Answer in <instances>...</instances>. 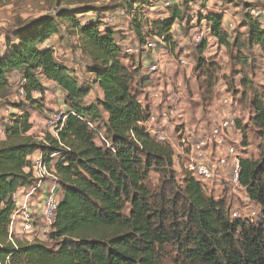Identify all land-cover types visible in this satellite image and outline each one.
I'll list each match as a JSON object with an SVG mask.
<instances>
[{
	"label": "trees",
	"instance_id": "obj_1",
	"mask_svg": "<svg viewBox=\"0 0 264 264\" xmlns=\"http://www.w3.org/2000/svg\"><path fill=\"white\" fill-rule=\"evenodd\" d=\"M105 1L53 0L54 15L19 21L2 33L0 108L12 74L24 81L25 100L11 105L19 112L11 113L6 138L0 141V264H264V88L253 89L247 75L242 76L240 85L251 94L249 120L261 140L257 160L239 161L240 185L260 209L258 222L250 224L230 219L226 202L206 196L189 173L177 183L173 149L139 126L148 115L139 97L154 80L151 74L142 75L139 65L123 63L128 56L121 48L125 39L117 41L114 27L103 23L106 14L122 8L99 7ZM156 2L127 3L126 12H133V32L140 43L158 38L174 51L172 28L181 13L174 6L166 17L145 18L143 10ZM90 14L92 18L81 20ZM244 17L247 34L243 41L236 36L234 46L228 43L222 14L207 13L199 19L218 43L238 49L236 60L242 67L247 65L249 48H259L264 56V27L258 18L248 13ZM53 36L60 42L74 38L89 60L86 74L101 93L91 105L82 101L92 85H79L55 60L52 47L46 45ZM206 48V41L197 46L192 70L200 88L211 94L217 77L215 64L203 56ZM44 82L61 89L67 113L58 137L47 134L42 143L29 136L28 105L36 104L33 93H45ZM241 132L246 147L245 130ZM36 152L43 162L53 164L59 180L52 243L17 242L15 248L8 240L13 196L32 185L26 169ZM151 172L160 177L156 188L148 185Z\"/></svg>",
	"mask_w": 264,
	"mask_h": 264
},
{
	"label": "rangeland",
	"instance_id": "obj_2",
	"mask_svg": "<svg viewBox=\"0 0 264 264\" xmlns=\"http://www.w3.org/2000/svg\"><path fill=\"white\" fill-rule=\"evenodd\" d=\"M130 1L131 0H106L105 2H101L99 7H105V5H113L115 7L118 5L127 11L126 6ZM156 1L158 3L156 2L155 6L146 7L143 10L145 18L151 20L157 19L158 17H166L169 14V10L174 6H178L181 13V19L176 22V27H173L175 30L173 37L176 48L174 51H170L171 47L166 46L164 48L159 44L156 45L154 51L144 49L142 46L143 43L139 42V39L133 32L132 18L130 16L127 18H117L112 27H114L113 30L117 31V41L125 39L124 43L126 44H122V46L129 44L131 48H136L135 53L127 54L128 56L125 57L126 60H124L123 63L134 65L135 67L139 65L142 68V75H147L149 73V66H156V72L152 73L150 76L153 78L154 82L146 89H156L155 91L160 94V100L162 102H168L167 99L169 97L172 99L168 103L170 108L174 111L172 114L174 119L170 121L167 133L172 140L175 141L176 139V141H178L177 137H179L178 134L182 125H186L191 129L197 127L208 130L209 126L216 120L230 117L236 119V122L239 124L240 132L245 130V143L247 146L243 147L242 145V148L248 149L239 150V157L257 160L259 158V145L261 144V140L257 128L251 124L249 120L251 112V94L247 87H241L240 82L242 76L247 75L249 85L253 89L261 91V89L264 88V56L259 48L252 47L245 52L247 65L242 67L236 60L238 56L237 48L232 47L231 49H227L213 39L209 42L206 41L207 48L203 56L208 62L215 64V77H217V82L211 94H205L206 90L205 88H200L201 81L196 78L192 68H182L179 60L180 58H185L191 64L196 61L197 45L193 43L192 37L197 28L205 25V21H199L200 16L203 17L207 13L222 14L224 26L226 23L233 24V29L228 30L227 35L228 43L234 46L233 42L236 36L240 37L241 41H243L244 36L247 34V30L242 27L245 25L244 16L247 13L251 17L258 18L262 27H264V0ZM161 1H168L170 7L164 8L162 4H159ZM53 9H55L53 0H0V37L4 31L13 27L17 22L29 20L44 14L50 15ZM114 12L115 11H111L108 14H113ZM92 16L93 14L86 15L82 17L81 20L85 22L87 19L92 18ZM59 50L56 59L60 64H72L76 67L72 72H77L78 75L75 77L79 85L84 87L92 85V78L87 75L85 71V67L89 60L77 48L76 40L74 38L68 39L65 37ZM242 54L244 55L243 52ZM239 71L243 72L233 75V72L239 73ZM18 80L19 79H15L8 87L7 98L0 108V126H4L9 122L11 113L16 114L19 112L18 110H12V104L24 103L19 100L17 96L18 89L16 83ZM45 84L48 86L47 82ZM159 87L162 89H157ZM46 91L47 93L43 95L33 93L32 97L36 100V104L33 106L28 105L30 118L32 119V123H34H31L33 128H35L36 125L35 120L44 123L54 111L66 110L64 107V94L60 88L48 86L46 87ZM99 96L100 91L92 85L90 93L82 101V105H91ZM225 99L228 100L230 104L224 105L223 101ZM176 126L178 130L172 131ZM42 133L48 134L44 128L42 130L34 129L31 131L32 136L36 138H39ZM240 135L242 139V132ZM238 137L240 139V136ZM238 137L235 136L236 140ZM173 172L177 183H180L182 175L178 171L175 157ZM223 180L224 178L220 177L219 181L222 182ZM159 182V175L151 172L148 185L151 188H156ZM224 189H226V195L220 199L226 202V205L230 207L231 211L237 210L239 205L233 201L235 197L244 198V193L238 192L237 195L227 198L228 188ZM245 203L243 199H240L242 210L239 211V214L250 224L257 223L260 212L259 206L255 203L254 205H250V211L246 214L248 210H246V207H243ZM247 204L248 203H246V205ZM228 215H230L229 212ZM46 245H51V243H47Z\"/></svg>",
	"mask_w": 264,
	"mask_h": 264
},
{
	"label": "built area",
	"instance_id": "obj_3",
	"mask_svg": "<svg viewBox=\"0 0 264 264\" xmlns=\"http://www.w3.org/2000/svg\"><path fill=\"white\" fill-rule=\"evenodd\" d=\"M159 4H162L164 8L170 7L168 1H161ZM54 14L55 10L50 15ZM132 14L133 12L130 14L124 9H118L113 14H106L103 23L112 27L117 18L130 16L133 20ZM224 28L232 30L233 24L226 23ZM212 39L216 41L210 36V29L206 23L203 27L197 28L192 37L193 43L197 46L202 41L209 42ZM122 44L121 48L124 53L136 52V48H131L129 44L125 46ZM158 44L166 47V44L158 38H146L142 46L146 50L154 51ZM179 62L184 69L193 68V64L185 58H180ZM148 72H156V66H149ZM16 84L17 96L23 102L25 100L24 81L20 79ZM150 95L151 102L148 104L146 103L147 96L139 97L141 105L148 110L147 119L139 123V126L156 142L169 144L173 148L180 174L189 173L200 184L204 194H207L208 197L219 200L226 195L224 188H228L227 198L237 195L238 192L244 193V198L235 197L233 201L239 205L237 210L231 211L228 206L230 219L244 220V217L239 214V211L242 210L240 199L248 203L243 206L248 210L246 214L250 211V205H254V203L250 201L239 182V150L243 148L241 132L236 128V119L227 117L216 120L208 130L197 127L191 129L182 125L178 141L176 139L174 141L167 133L170 121L174 119V116L172 117L174 111L168 103L172 100L171 97L167 99L168 102H162L159 93L152 92ZM223 104L228 105L230 102L225 99ZM66 113L67 108L54 111L43 123L44 130L51 137H58L59 131L63 128ZM6 126L7 124L0 126V141L6 138ZM172 131H175V128ZM235 136H240V139L238 137L236 140ZM45 137L46 133H42L39 137L40 142L45 143ZM29 162V168L26 171L31 173L32 186L22 192L18 191L13 196L15 210L11 215L8 240L15 248L17 242L25 244L52 243L50 235L54 232L53 223L61 197L58 176L52 165L43 162L40 154L32 155ZM220 177L224 178L222 182L219 181Z\"/></svg>",
	"mask_w": 264,
	"mask_h": 264
},
{
	"label": "crops",
	"instance_id": "obj_4",
	"mask_svg": "<svg viewBox=\"0 0 264 264\" xmlns=\"http://www.w3.org/2000/svg\"><path fill=\"white\" fill-rule=\"evenodd\" d=\"M159 18V17H158ZM176 25L177 24H175L174 26L176 27ZM174 29L172 28V33L174 34ZM49 42V43H48ZM63 42V41H62ZM62 42H60L59 41V36H53V37H51L47 42H46V45H50L51 47H52V49H53V51H54V58H55V60L57 61V62H59L57 59H56V56L58 55L57 53H58V51H60L59 50V48H60V46L62 45ZM2 44H3V35H1V37H0V46H2ZM63 66H65L67 69H69L70 70V73L72 74V75H74V76H76L77 77V72H75V73H73L72 72V70L74 71L75 70V66L74 65H72V64H62ZM148 74H152V73H148ZM17 77V78H16ZM15 79H19L20 80V76L17 74V75H14V74H12L11 76H10V78H9V82H10V84H11V82H13ZM46 83V82H45ZM44 83V86L45 87H48V86H53V88H55V87H57V88H59L58 87V85H56V84H54V83H51V82H47V84H48V86L46 85ZM157 89H162L161 87H159V88H157ZM156 90V89H155ZM155 90H151V89H149L148 88V90L146 89L145 90V93L143 94V95H141V97L142 96H147L146 97V103L148 104V103H150L151 102V99H150V94L153 92V91H155ZM156 92V91H155ZM45 93H47V91H45ZM156 93H158V92H156ZM100 97H101V93H100ZM148 100V101H147ZM32 119L30 118V123H32V121H31ZM172 121V120H171ZM35 128H33L32 127V129L30 130V132H29V136H31L32 138H33V140H35V141H37V142H40V140H39V138H36L35 136H32V134H31V131L32 130H34V129H43V123H40L39 121H37V120H35ZM32 124H34V123H32ZM34 126V125H33ZM245 149H248V148H245ZM38 154H40V153H38V152H36L34 155H38ZM52 165V164H51ZM23 190H20V192H22Z\"/></svg>",
	"mask_w": 264,
	"mask_h": 264
}]
</instances>
